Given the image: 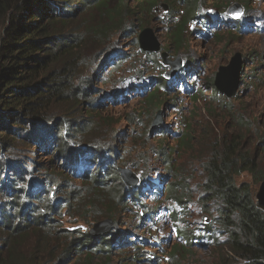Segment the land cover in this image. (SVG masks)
Listing matches in <instances>:
<instances>
[{
  "label": "trees",
  "instance_id": "obj_1",
  "mask_svg": "<svg viewBox=\"0 0 264 264\" xmlns=\"http://www.w3.org/2000/svg\"><path fill=\"white\" fill-rule=\"evenodd\" d=\"M161 1L167 3V13L173 18L169 25L170 44L174 43L176 49H180L185 42L188 25L197 18L201 0H141L148 5V11ZM208 1L213 5L224 2L221 8H226L228 3L227 0ZM109 2L0 0V124H6V132L13 134L12 138H0V264H69L65 260L71 253L90 259L96 254L109 255L119 251L129 252L128 260L132 264L138 263V240L126 232L113 231L114 225L109 233L94 236L80 228L62 227L60 221L63 206L66 208L63 213L70 218L71 208L79 210L73 200L87 187L90 192H87V201L81 207V217L102 213L108 215L114 224L116 207L131 204L143 187L139 185L135 189L122 182L114 159L109 160L115 156V149L111 148L113 141L104 138L105 133L98 137L99 126L92 135L95 121L82 119L76 112L78 107L85 109L83 101L88 100L85 103L89 107L85 113H88L109 97L103 92L97 95L96 104L92 101V96L98 91L85 74L88 63L99 60L96 68L108 73L116 68L115 59H121L120 62L127 59L126 54L117 48V42L109 39L118 33H129L131 23L125 17L131 13H127L128 7L122 1L117 6H109ZM170 3L178 6L172 8ZM180 5L183 7L179 8ZM93 9L102 19L99 25H92L88 30L87 27L78 31L77 28L67 29L72 20ZM211 19L208 17L202 24ZM81 20L85 24V19ZM88 32V39L97 38L101 43L89 56H82L79 52L73 55ZM133 43L138 47L136 38ZM103 79L101 75L100 82ZM157 81V86L143 100L149 106L155 103L157 106L161 97L159 88L170 85L161 75ZM213 81L211 79L208 85L213 96L220 99L218 108H224V114L234 123L249 129L250 122L235 112L229 99L218 96ZM195 98L193 96V100ZM57 102L68 103L64 113L58 112L61 107ZM48 110L53 115L49 113L43 117ZM72 111L75 113L69 117ZM40 123L44 128L34 126ZM218 124L219 120L215 126ZM253 135H257L258 143L252 154L245 151L243 138L237 133L227 135L224 132L215 136L201 164L205 181L198 199L205 211L214 209L215 214L211 222L203 221L202 229L207 235L191 231L189 236L192 239L185 246L173 245L171 255L188 250L186 247L196 244L198 239L211 240L218 233L213 242L220 243L218 238L224 237L220 246L224 257L216 264H264V210L256 204L253 186L247 181L237 180L245 172L251 174L254 184L264 180V157L260 159L256 153L259 146L264 153V134L256 131ZM21 138L27 140L30 148L27 151L33 152V157L39 158L40 151L42 155L51 156L49 165L33 157L22 156L24 161H18L16 155L9 160L3 157L5 154L1 150L5 148H10L12 154L18 152L20 144L16 141L22 142ZM191 138L188 133H183L177 137V144L180 146L184 142L185 146ZM170 161L167 159V167ZM90 164H94L93 172L75 177L76 172L84 166L88 169ZM50 168L56 170L53 172ZM73 180L84 181L85 184L76 188ZM149 186L156 188L161 184ZM177 188L178 183H171L164 189L165 200L170 204L165 209L172 221L182 218L191 201L185 193L186 185L179 191ZM160 190V187L155 190L158 202L161 200L158 197ZM61 193L64 195L58 197ZM104 198L107 200L106 208L101 210L98 203ZM172 204L179 209L176 210ZM111 206L115 208L110 209ZM31 229L38 233L36 250L48 249L42 259L36 258L32 252H20L22 239ZM175 230L182 239V229L177 226ZM58 239L64 240V247L58 245Z\"/></svg>",
  "mask_w": 264,
  "mask_h": 264
},
{
  "label": "rangeland",
  "instance_id": "obj_2",
  "mask_svg": "<svg viewBox=\"0 0 264 264\" xmlns=\"http://www.w3.org/2000/svg\"><path fill=\"white\" fill-rule=\"evenodd\" d=\"M120 1L128 7L127 13H131L125 17L131 23V29L129 33L112 35L109 40L117 42V48L126 54L127 59L122 62H120L121 59H115L116 68L108 73H102L96 68L99 60L88 63L85 74L88 82L98 91L95 96H92V101L96 104L99 99L97 95L103 92L109 97L92 109L93 111L85 113V109L89 108L85 104L88 100L82 102L85 109L78 107L76 111L82 119L95 121L91 129L92 135L99 126L98 137L105 133L103 137L113 141L111 148L115 149V156L109 160L114 159L117 170L125 168L129 173L134 172L139 177V183L142 182L145 186L143 192L136 196L137 200L123 207H116L117 212L113 215V231L120 230L138 239V263L136 264H216L224 254L220 247L224 237L218 239L220 243L198 239L196 244L186 247L188 250L179 251L176 255L170 253L175 244L185 246L191 238L189 234L192 230L200 229V234L207 235L202 229L203 221L211 222L215 212L214 209L205 211L198 199L205 181L201 164L207 157V150L213 144L215 136L224 132L227 135L237 133L243 138L242 144L245 151L249 150L252 154L258 143L257 135L253 133L258 131L264 134V0H227L226 8H221L224 2L213 5L208 0H201L198 13H205L211 18L223 20L211 19L207 26L200 24L198 20L189 24L185 33V42L180 49H176L174 43L170 44L169 25L173 22V18L167 13L166 2L161 1L150 11L146 10L148 5L141 0H110L109 6H117L121 3ZM238 3H241L243 9L238 19L241 18L243 23H237V26L227 25L228 21L222 16L228 7ZM170 6L173 8L178 5L170 3ZM182 7V5L179 6V8ZM172 13L176 12L172 10ZM81 19H85V24L81 22ZM99 20L102 22L99 12L93 9L72 20V26L70 25L67 29L77 28L76 31H78L87 27L88 30L92 25H99ZM143 29L149 30L148 34L160 47L159 52H144L139 43L138 47L135 46L133 39L138 40ZM89 35V32L84 34L83 43L73 55L76 56L79 52L82 56H89L92 51L94 52L95 46L99 45L101 40L88 39ZM237 53L242 60L239 86L235 94L228 99L232 102L235 112L238 111L244 115L245 120L250 122L249 129L234 123L228 115L224 114L226 112L224 108H218L220 99L213 96L214 93H211L213 91L208 85L211 79L214 80L218 68L227 65L232 56ZM176 57L181 58L182 67L176 72L174 82L167 88H159L161 97L157 106L156 103L150 106L145 104L143 100L157 86L158 77L163 76L168 70V66L163 65V60L173 61ZM101 75L104 76L103 82H100ZM181 82L182 85L179 84ZM193 96L196 97L195 100ZM57 105L61 107L59 113H64V109L69 107L65 102H57ZM49 113L53 115L52 111L48 110L43 117ZM74 113L72 111L69 117ZM157 119L160 126L154 127L152 124ZM217 120L220 124L215 126ZM41 123L34 126L39 129L44 128ZM6 127H8L6 124H0V138L13 137V134L6 132ZM164 130L165 133L161 134ZM183 133H188L192 140L189 139L185 146L184 142L179 146L177 137L179 138ZM21 140L22 142L16 141L20 144L19 147L17 146L16 154H12L10 148L8 150L5 148L1 150L6 155L3 157L9 160L16 155L18 161H24L21 160L24 157H33V152L27 151L30 149L27 140L22 138ZM167 153H170L168 157ZM256 153L260 159L264 157L261 146L257 148ZM39 155V158H33L47 162L46 164L51 160V156L42 155L41 151ZM167 159L171 160L168 167ZM90 169L91 165L88 170ZM55 170L52 168L51 171ZM237 180L251 184L254 194L262 181L254 184L248 172L242 173ZM72 182L76 188L85 184L84 181L78 180ZM152 183H160L161 186L146 187V184ZM171 183L173 185L178 183V191L186 185L185 193L191 198L180 221L170 220L164 209L169 204V201L165 200L164 189ZM159 187L161 188L160 196L158 195L160 202L157 201L155 191ZM82 190L73 200L79 210L71 208V218L63 213L66 208L64 206L61 208L62 227H78L90 233L102 223L110 222L111 226L112 220L106 214L97 213L94 217H81V207L87 201V192H90L87 187ZM106 203L107 200L104 198L101 203H98V207L105 210ZM112 208L115 207L111 206L110 209ZM177 226L183 232L184 238L181 240L175 230ZM37 235L38 233L31 229L22 239L24 242L20 247L23 249L20 252L24 254L32 252L35 253L36 258L42 259L46 256L48 249L36 250L34 246ZM61 241L58 239L57 243L64 247V240ZM129 257L130 253L126 251L109 255L96 254L90 259L71 253L65 261L69 264H132L128 260Z\"/></svg>",
  "mask_w": 264,
  "mask_h": 264
},
{
  "label": "water",
  "instance_id": "obj_3",
  "mask_svg": "<svg viewBox=\"0 0 264 264\" xmlns=\"http://www.w3.org/2000/svg\"><path fill=\"white\" fill-rule=\"evenodd\" d=\"M234 6L231 7L230 10H232ZM148 29H143L138 36V43L139 46L143 51L147 52H159L160 47L156 43V41L151 37L150 34H148ZM241 56L239 53L232 56L229 63L227 65H222L218 68L217 72L214 76V86L216 87L217 91L223 93L227 97H232L236 89L239 85V76H240V69H241ZM163 63L165 65H170L171 68L169 71L165 73V77H172L176 70L180 67V59L176 58L173 61H167L163 60ZM160 122L157 119L154 124H152L154 127L158 125ZM120 174L125 179L127 183V179L131 181H136V177L129 173L125 168L120 169ZM255 201L257 206L264 210V180H262L257 188V191L254 195ZM102 223L99 226H96V228L90 232L91 235L97 236L104 233H108L110 229L112 228V225L110 226V222Z\"/></svg>",
  "mask_w": 264,
  "mask_h": 264
},
{
  "label": "clouds",
  "instance_id": "obj_4",
  "mask_svg": "<svg viewBox=\"0 0 264 264\" xmlns=\"http://www.w3.org/2000/svg\"><path fill=\"white\" fill-rule=\"evenodd\" d=\"M232 6H234V8L232 9V10H230L231 9V7ZM232 6H230V7H228L226 10H225V13H224V15L222 16L224 19H226V21H228V24L227 25H236L237 26V23H240V24H242L243 22H242V19L241 18H239L238 19V16L240 15H237V14H233V10L236 8V7H238V8H241L242 9V5H241V3H238V4H236V5H232ZM243 10V9H242ZM195 17H197L196 18V20H198L199 22H200V24H202V22H205L204 20H206L209 16L208 15H206L205 13H198V15L197 16H195ZM200 17H202V18H200ZM211 18V17H210ZM212 19H214V20H218V19H222V18H212ZM196 20H194V21H196ZM223 20V19H222ZM209 21H207L206 22V24H204V25H206L207 26V24H209L208 23ZM225 22V21H224ZM237 22V23H236ZM206 26H204V27H206ZM138 42V41H137ZM144 52H147V51H144ZM148 53H156V52H148ZM176 58H179L180 59V62L182 61L181 60V58L180 57H176ZM175 58V59H176ZM164 64V63H163ZM165 65V64H164ZM166 66H168V65H166ZM179 69V68H178ZM167 72V70L164 72V74ZM164 74H163V78H165L164 77ZM239 86V85H238ZM237 90V89H236ZM219 92V91H218ZM219 94H221V92H219ZM221 95H224L223 93L221 94ZM221 95H218V96H221ZM224 97L225 98H231V97H227V96H225L224 95ZM160 124V123H159ZM158 124V125H159ZM158 125H156L155 127H158ZM82 149H84V148H82ZM91 165V169H90V172H93V170H94V164H90ZM90 165H89V167H90ZM88 167V168H89ZM120 169H123V168H120ZM120 169L118 170L119 171V173H120ZM81 170H82V172H81ZM89 170L88 169H85V166L84 167H82V169H80V172H76L77 174H75V177H78V176H81L83 173H86V172H88ZM121 175V174H120ZM133 175L136 177V181H131V180H128L127 179V183H126V181H125V179H123V177L121 176V178H122V182L125 184V185H127L128 187H132V188H137V187H139V185L141 186H143L142 187V189H141V193L143 192V189H144V184L141 182V183H138V176L133 172ZM143 182H144V180H143ZM146 187L148 188L149 187V185H147L146 184ZM62 195H64L63 193H61V194H59L58 195V197H61ZM138 195V194H137ZM136 195V196H137ZM135 196V197H136ZM137 200V199H136ZM160 202V201H159ZM168 205H170V204H168ZM167 206V205H166ZM165 206V207H166ZM156 207H158V206H156ZM165 207H164V209H165ZM175 207V209L176 210H178L179 209V207L178 206H174ZM166 211H167V216L169 217V214L170 213H168V210L167 209H165ZM64 212H65V210H64ZM205 218H208V217H205ZM182 219V218H181ZM180 219V220H181ZM112 220V219H111ZM180 220H176V221H180ZM210 220V219H209ZM204 222L205 223H207V222H209L208 220H204ZM112 226H113V220H112ZM69 229H74V228H72V227H68ZM76 228H78V227H76ZM199 230V229H198ZM195 231V230H192V231H195V232H199V231ZM112 232V231H111ZM109 233V232H108ZM104 234H106V233H104ZM183 234V233H182ZM199 234H200V232H199ZM179 235V234H178ZM215 235L216 236H214V238H212L211 240H207V239H204V241L205 242H211V241H214V239H215V237H217L219 234L217 233H215ZM134 238V237H133ZM178 238H179V236H178ZM183 238H184V236H183ZM182 238V239H183ZM220 238V237H219ZM218 238V239H219ZM190 239H192V236H191V238ZM181 240V239H180ZM145 241V240H144ZM195 241V240H194ZM200 241V240H199ZM143 242L141 241V244H142ZM145 245H150V243H145Z\"/></svg>",
  "mask_w": 264,
  "mask_h": 264
}]
</instances>
